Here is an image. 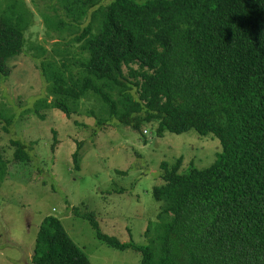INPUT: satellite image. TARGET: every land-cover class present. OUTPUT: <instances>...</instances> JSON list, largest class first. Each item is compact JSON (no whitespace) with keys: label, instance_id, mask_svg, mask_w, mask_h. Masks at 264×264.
I'll use <instances>...</instances> for the list:
<instances>
[{"label":"trees","instance_id":"16d2710c","mask_svg":"<svg viewBox=\"0 0 264 264\" xmlns=\"http://www.w3.org/2000/svg\"><path fill=\"white\" fill-rule=\"evenodd\" d=\"M100 2L62 0L69 22L47 18L49 27L80 34L65 48L56 43L41 63L53 100L40 105L72 119L84 100L95 99L109 119L136 133L157 122L159 136L214 134L223 153L185 173L183 157L161 162L154 196L162 206L151 244L103 233L94 212L76 208L75 215L110 248L141 253L142 264H264V0ZM31 17L25 0H0V76L24 52ZM11 144L17 163L31 161L26 143ZM81 150L79 144L78 169ZM8 172L0 153V185ZM32 263L92 264L54 216L39 228Z\"/></svg>","mask_w":264,"mask_h":264},{"label":"rangeland","instance_id":"374dc122","mask_svg":"<svg viewBox=\"0 0 264 264\" xmlns=\"http://www.w3.org/2000/svg\"><path fill=\"white\" fill-rule=\"evenodd\" d=\"M25 1L32 14L27 43L24 52L9 62V75L0 76V153L9 162L0 185V264H33L37 234L48 216L62 222L92 264H142L141 253L99 241L90 221L74 210L94 212L101 231L123 243L151 244L162 206L154 196L155 186L163 182L161 162L172 164L183 157L181 173L206 168L223 153L221 141L195 130L159 136L157 122L143 125L141 135L109 119L95 99L84 100L72 119L57 109H44L40 101L53 98L40 65L56 43L65 48L80 32L48 26L47 18L69 22L62 0ZM79 47L77 43L73 50ZM99 118L107 124L99 126ZM13 140L29 146V163L15 161ZM79 144L78 169L74 154Z\"/></svg>","mask_w":264,"mask_h":264}]
</instances>
